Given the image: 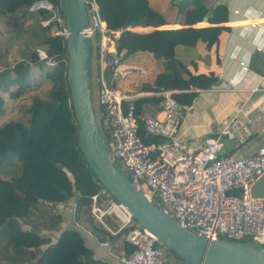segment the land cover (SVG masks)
Wrapping results in <instances>:
<instances>
[{"label": "trees", "instance_id": "1", "mask_svg": "<svg viewBox=\"0 0 264 264\" xmlns=\"http://www.w3.org/2000/svg\"><path fill=\"white\" fill-rule=\"evenodd\" d=\"M37 1L40 0H0V17L19 35L26 31L24 23L27 20L35 17L43 20L52 16V11L45 8L30 10ZM47 1L54 6L61 2ZM97 1L107 27L111 31L123 29L117 40L118 48H126L127 51L144 49L157 57L171 56L178 43L193 44L202 39L212 45L222 29L220 26H189L137 33L126 28L164 23L163 17L149 5V0ZM208 10L202 1L196 2L187 10L186 22L192 25L202 21ZM227 18V6L221 4L209 21L218 23ZM29 25L32 28L29 35L37 41L38 47L46 49L54 64L46 65L39 61L35 51L37 46L28 45L24 51L27 56L13 66L0 69V117L6 109L7 97L18 98L34 92L30 104L22 109V120L10 119L0 124V264H26L34 260L36 264H108L95 258L93 250L75 229L63 230L57 240L51 242L50 235L23 228L21 223H30L33 216L36 219L32 220L34 225L40 229L56 227L61 221L56 203L74 198L76 222L91 230L101 241L113 238L105 226L95 223L93 217L87 215L92 209V196L104 186L79 148L78 126L67 78L65 38L54 33L61 27L55 21L46 26L40 22ZM8 38L6 45L10 42ZM98 57L99 44L95 38L90 55L91 100L99 128L108 138L102 114L104 108L97 96ZM164 78L159 77L157 83L172 86L165 83ZM137 117L138 132L145 143L162 141L161 137L150 134L140 116ZM106 222L111 229L117 228L110 216H106ZM121 232L126 236L128 228H122ZM124 244L129 246L128 253L135 248L127 240ZM39 247L44 248L38 255L36 249ZM164 249L168 264H175L172 258L189 264L174 252Z\"/></svg>", "mask_w": 264, "mask_h": 264}, {"label": "built area", "instance_id": "2", "mask_svg": "<svg viewBox=\"0 0 264 264\" xmlns=\"http://www.w3.org/2000/svg\"><path fill=\"white\" fill-rule=\"evenodd\" d=\"M89 12V26L84 34L98 38L99 103L103 106L108 130L106 145L113 160L135 187L173 217L183 227L210 239L248 240L264 246V199L253 195L254 183L264 174V143L250 155H240L239 147L252 135V118L243 116L244 104L234 105L236 113L225 122L219 132L210 131L199 147L193 141L179 137L184 110L172 91L161 90L162 115L145 111L141 119L146 130L162 138L160 142L145 143L138 132V117L134 105L124 110L127 98L107 78L124 76L119 54L109 56L107 43L115 36L102 18L97 0H83ZM45 8L52 16L40 20L44 26L55 21L61 29L55 34L65 36L62 0L54 6L47 0L35 2L30 10ZM39 61L53 65L45 48L35 49ZM260 111H264V99ZM260 117L259 114L256 115ZM255 117V118H256ZM235 142V149L222 153L223 138ZM47 203V201H44ZM59 202L56 207H59ZM114 213L128 228L126 240L135 246L125 264H168L165 249L159 239L146 227L137 223L127 209L106 188L92 196L91 215L100 223ZM102 245V244H100Z\"/></svg>", "mask_w": 264, "mask_h": 264}, {"label": "crops", "instance_id": "3", "mask_svg": "<svg viewBox=\"0 0 264 264\" xmlns=\"http://www.w3.org/2000/svg\"><path fill=\"white\" fill-rule=\"evenodd\" d=\"M209 9L217 0H201ZM196 3V2H195ZM186 7L179 19V6L175 0H149V5L164 19L159 25H136L126 29L137 33H149L153 30H176L186 27L220 26L218 39L209 45L207 41L197 40L193 44L178 43L174 46L171 56H155L153 52L138 49L127 51L126 48L119 49L117 40L123 29L112 31L115 36L107 43L109 56L119 54L122 58V68L128 72L119 78L111 79L110 72L107 78L123 94L127 96L123 101L124 110L128 109L130 103L135 107V113L140 116L145 111L155 115H162L160 105V90L172 91L184 110V116L179 126V137L182 140L193 141L194 147L203 143V138L210 132H219L235 113L234 105L243 103L242 115L252 118V135L249 140L239 147L240 155L255 153L264 143V111H260L264 99V0H224L227 6L228 18L212 23L199 21L195 24L186 22V12L194 4ZM220 4V5H221ZM40 18L35 17L27 20L26 37L16 35L5 23V36L10 40V46L16 47L18 55L12 63L0 60V69L5 66H13L23 57L27 56V46H39L37 41L29 35L32 30L30 24H38ZM25 49V50H24ZM96 78L97 90L99 81V61ZM165 76L163 81L171 83L172 86H164L157 83L159 77ZM164 84V83H162ZM8 101L5 111L11 106ZM260 117L257 118L256 115ZM256 117V118H255ZM2 116L0 117V124ZM10 120V119H9ZM8 121V120H7ZM5 122V121H4ZM235 142L227 137L223 138L222 153H230L235 149ZM56 207L61 221L51 229H40L34 225L30 217V223H22L23 228L32 229L39 234L51 236V242L57 240L58 235L65 229H75L82 236L85 244L93 250L97 259L108 264H125L122 257L129 255V246H125L126 236L119 233L122 222L117 217L113 219L117 228L111 229L104 218L100 223L95 218V223L105 226L113 235L112 239L99 240L91 230L80 225L74 218L75 200L69 199L60 202ZM91 216V213L87 214ZM102 244V245H100ZM133 245V244H132ZM44 247L36 249L39 255ZM175 264V258L171 259ZM26 264H36V260Z\"/></svg>", "mask_w": 264, "mask_h": 264}, {"label": "water", "instance_id": "4", "mask_svg": "<svg viewBox=\"0 0 264 264\" xmlns=\"http://www.w3.org/2000/svg\"><path fill=\"white\" fill-rule=\"evenodd\" d=\"M201 0H175L179 19L186 7ZM224 0H217L204 17L207 21ZM66 35L67 78L78 126V144L100 183L138 224L150 230L168 250L189 264H264V246L227 238L210 239L183 227L138 190L113 160L95 117L90 89L92 39L84 34L89 12L83 0H62ZM264 199V174L252 187Z\"/></svg>", "mask_w": 264, "mask_h": 264}, {"label": "rangeland", "instance_id": "5", "mask_svg": "<svg viewBox=\"0 0 264 264\" xmlns=\"http://www.w3.org/2000/svg\"><path fill=\"white\" fill-rule=\"evenodd\" d=\"M5 29L6 28L3 19L0 17V60L6 63L9 62L13 63L18 55H16L17 54L16 47L5 44L7 40V36H5L3 33ZM26 35L27 34L25 32L21 35V37L24 38L26 37ZM33 94L34 92L28 95L19 96L18 98L7 97V100L12 104L6 111H4V114L2 115L1 123L9 119L22 120L23 119L22 117L24 116L22 109L30 104L31 97ZM106 216H110V218L112 217L113 219H117V216L114 213H111V215L107 214Z\"/></svg>", "mask_w": 264, "mask_h": 264}]
</instances>
